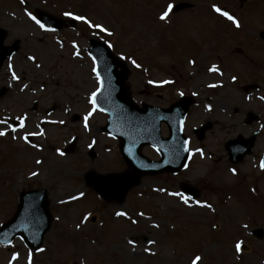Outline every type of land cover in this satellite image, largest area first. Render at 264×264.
<instances>
[{
  "label": "rangeland",
  "instance_id": "374dc122",
  "mask_svg": "<svg viewBox=\"0 0 264 264\" xmlns=\"http://www.w3.org/2000/svg\"><path fill=\"white\" fill-rule=\"evenodd\" d=\"M181 1L194 3L195 10L170 12L167 20L159 19L169 4ZM213 5L234 15L241 26L236 28L215 12ZM35 8L61 17L67 25L53 32L41 30L28 15H33ZM66 12L84 16L112 35L65 16ZM0 26L8 32L6 42L10 37L21 41L13 61L0 69V86L9 88L0 100V118L26 117L27 125L39 124L38 119L42 123V118L51 121L35 130L33 126L17 128L15 139L0 138V222L12 212L15 189L25 184L21 178L41 166L46 167L40 175L48 176L53 216L41 246L43 252L29 250L16 238L9 245L0 244V264H28L29 252L32 264H192L196 256L202 258L198 264H264V236L258 241L250 233L254 227L264 230V201L246 192L248 181L243 176L227 177L221 164L209 180L204 161L194 154L176 173L141 177V183L121 202L94 197L83 178L88 170L106 174L127 169L117 141L102 130L105 118L92 113L85 127L84 117L89 113L85 102L97 88L91 62L84 57L90 38L105 41L113 53L136 63L140 59L147 63L154 56L149 50L154 49L153 78L160 86V105H167L181 93H195L192 87L196 85L206 97L247 109L244 84L259 80L264 84V41L259 38L264 31V0H0ZM197 48L205 56L192 53ZM37 52L41 53L36 60H27V55ZM201 63L216 64V70L199 68ZM128 66V91L135 96L140 88L138 69ZM13 72L19 79L12 78ZM213 82L221 86L211 93L206 85ZM33 100L39 102L35 111L31 110ZM197 100L188 118L191 127L202 117L203 100ZM74 114L78 119H72ZM241 118L242 114L234 121V134L242 130ZM7 122L0 129L12 132L13 125ZM34 132L36 139L28 143L22 139ZM72 138V153L63 152L62 147ZM196 145L192 147L196 149ZM89 147H93L94 158L88 156ZM143 152L153 156L147 148ZM186 182L200 192L198 198L190 200V206L170 195L182 193L179 185ZM242 185H246L243 190L239 189ZM81 192L83 197L71 199ZM197 200L212 208L200 207ZM120 211L127 216H116ZM89 213L95 222L81 223ZM237 242L244 246L241 253L235 251ZM13 253H18L16 260H12Z\"/></svg>",
  "mask_w": 264,
  "mask_h": 264
},
{
  "label": "water",
  "instance_id": "95a60500",
  "mask_svg": "<svg viewBox=\"0 0 264 264\" xmlns=\"http://www.w3.org/2000/svg\"><path fill=\"white\" fill-rule=\"evenodd\" d=\"M41 14L38 13V16ZM45 22H47L46 20H43ZM57 27H59V25H57ZM93 52H96L95 49H99L101 50V54L104 55L103 57H101L99 59V71L102 74V78H103V86L107 87V77H109L107 74L109 72V66L112 65L113 67L110 68V74L113 73L114 68H115V63L116 61L110 57L107 49L97 43H94L93 45ZM9 55V54H8ZM99 55V54H96ZM3 58H0V63L1 60ZM125 72V70H124ZM124 72H118L117 73V77L113 79V84L115 86H117L119 88L118 92H119V97H118V101H120L121 104L116 105L114 104V102L109 103L106 98H105V88L103 87L101 92L97 94L96 96V102L97 105L103 109H105L108 112H115V114L108 119L109 120V125H107V129L108 127H110V130L115 134L118 135L121 140H122V149L123 152L125 153V155L132 161V162H137L139 160L138 156V150L140 145H142V141H145L147 139V136L144 134L139 133V131L136 129L137 124L142 125L143 127L148 128L150 125V122L147 118H142L140 116H138L136 114V109L133 106V104L123 96L121 92V89L123 87V73ZM110 82V79H109ZM135 110V111H134ZM183 110H180L179 113H183ZM168 113V112H165ZM170 113V112H169ZM177 117H181V114L176 115L175 117H172V113H170L169 115H164V118L170 121H174ZM180 120L176 119L175 123H179ZM157 132V130H155V133ZM138 141V143H136V150L134 155L131 154L130 152L127 151L126 146H127V141ZM172 140H175L177 142L178 145V149L177 150L179 152V156L177 158V160L174 163L175 166H171V161L167 164H161L159 168H152V165L146 166L145 169H140L141 171H150V172H160L164 169H178L180 166V163H183V160L185 158L186 155V150L183 148L182 146V139L180 137V131L176 130L173 133V137ZM131 156H135V158L131 157ZM140 157V156H139ZM181 161V162H180ZM123 180L125 182V185L123 187L118 186L115 190V194H113V197L119 198L122 194L123 191L128 188L129 186L133 185L136 180L133 176L130 175H113L109 178H99L98 180L100 182L103 183V187L99 188L101 190V192L104 195H108L107 193L110 192L112 190L113 185L117 184L118 182H120V180ZM108 181V182H106ZM106 182V183H104ZM119 184V183H118ZM107 189V192H106ZM43 193V197L41 200V204L38 206L39 200H33L34 203L36 202L37 206L35 205H29V207L37 210V212L40 214L42 221L41 224H37L36 226H34V223L31 222H27L29 223L27 228L23 231H18L16 230L17 228L14 227V224L16 223V221L18 220V216L21 217V208L24 205L26 199L22 200V204L19 207V210L17 211L15 217L6 224V227L9 228L10 226L13 227V231L14 232H10L7 233L6 238L7 241H10L11 238L16 234L19 233L25 240V242L29 245V247L31 248H37L40 243H41V239H42V235L43 233L48 229L49 227V215L47 213V201H46V197H45V192ZM195 193V192H194ZM196 195V193L194 194ZM2 234V230H0V236Z\"/></svg>",
  "mask_w": 264,
  "mask_h": 264
},
{
  "label": "flooded vegetation",
  "instance_id": "af4514ba",
  "mask_svg": "<svg viewBox=\"0 0 264 264\" xmlns=\"http://www.w3.org/2000/svg\"><path fill=\"white\" fill-rule=\"evenodd\" d=\"M141 99L147 98L148 100H151V104H156L154 101L158 100L156 97L158 95L156 94V97H153L152 92L148 91L146 89H142L139 92ZM142 102L141 104H143ZM229 107L228 105H225L221 103V101L215 102L211 101V98H204L203 104H202V118L203 122H207L211 120V125L208 129L205 130L203 139L201 141V148H202V158L207 168H210V174L212 175L214 170L219 166V164H223V161L228 160V154L225 150V143L227 140L231 139L234 125H235V119L229 118V124L224 125L223 122L225 121L223 118V112L226 110V108ZM234 113H237V110H235L233 107H229ZM256 108L260 109V113L262 115L257 119V122H260V128L255 127L258 131V135L256 137V140L254 142V146L252 148V151L248 157L250 158V172L252 175L257 176V180H255L254 184H258L262 179H264V168L260 167L261 158L264 155V103H262V107L257 104ZM210 116V118H209ZM243 122V121H242ZM244 124V122H243ZM256 131V130H255ZM262 131V133H261ZM244 134L249 135L251 133L250 130L245 131ZM253 132V131H252ZM239 132L236 134L238 135ZM244 160V159H243ZM237 166V165H234ZM236 168L238 171L240 170L238 167ZM41 180L39 183H33L30 185H27L28 188H39L43 187L41 184ZM47 182V176L44 178V183Z\"/></svg>",
  "mask_w": 264,
  "mask_h": 264
},
{
  "label": "snow or ice",
  "instance_id": "6c2138e0",
  "mask_svg": "<svg viewBox=\"0 0 264 264\" xmlns=\"http://www.w3.org/2000/svg\"><path fill=\"white\" fill-rule=\"evenodd\" d=\"M173 9V5L169 4L167 6V9L160 15L159 19L161 21H165L169 18V14L170 12L172 11ZM213 10L217 13H219L221 16H224L226 17L229 21L232 22V24L236 27V28H239L241 25H240V22L236 19V17L234 15H231L229 14V12L227 11H223L220 7L216 6V5H213ZM29 17L37 24L39 25V27L41 29H44V30H48L45 25L39 20L36 18V16L32 15L31 13H28ZM65 16H70L72 17L73 19H76V20H79V21H83L84 23L88 24L89 27H94V28H97L99 29L100 31L102 32H108V30L106 28H104L102 25L100 24H92L89 20H87L86 17L84 16H73L72 13L70 12H66L64 13ZM108 35H112L111 32H108ZM111 46V45H110ZM76 55H79V52L76 53ZM29 59H34V57H30ZM95 60V58H93ZM133 64H136L135 61H132ZM136 67H140L139 64H136ZM212 70H216V67L215 65L213 66V69ZM93 72L96 73L97 75V80L99 81L100 80V74L99 72L97 71V69L94 67L92 69ZM13 79H19L18 77L15 76V74H13ZM236 77H233V80H235ZM150 83H152L150 81ZM165 83H168L167 81ZM101 84H102V81H101ZM100 91V89L98 88L96 92H93L92 95H91V103L93 105V108H92V111L89 112L85 117H84V120H85V127H87V121H88V118L92 115V112L96 111V96H97V93ZM26 117H18V120H19V125L18 127L19 128H23L25 126V121ZM60 123H63V121H60ZM0 124H7V121H3V120H0ZM12 132H16L17 130V127L16 126H13L11 128ZM37 133H27L25 136L22 137V139L28 143V137L30 135H36ZM42 134V133H41ZM7 135V132L4 131V130H0V137L2 136H5ZM15 139V137H13ZM32 147H38L37 145H32ZM59 151V150H58ZM198 152H201V155H203L202 151L197 149ZM64 153L61 152L60 155H63ZM37 163H40V161H37ZM260 167L261 168H264V161H261V164H260ZM233 172V174H235L236 170L235 169H232L231 170ZM33 175H36V173H33ZM170 195H173V196H178L180 197V199L183 201V203L185 205H189L190 206V198L185 196L183 193H170ZM84 196V193L81 192L79 193L78 196H72L71 199L72 200H77L79 199L80 197H83ZM195 203L197 205H199L200 207H205V208H209L211 209L212 208V205L207 203L206 201H195ZM116 216L118 217H126L127 216V213L126 212H123V211H120V212H116L115 213ZM140 216H143L144 214L143 213H140L139 214ZM91 217V213H89L88 215H86L84 218H83V221L81 223H86L89 218ZM132 223H136L137 221L135 220H132L131 221ZM80 224H77L76 227L77 228H80ZM154 227H159V225H154ZM130 244H134V241L130 240L129 241ZM152 243H155L154 241H149V244H152ZM37 251L39 252H43L44 249L43 248H38ZM145 251H149V249H145ZM235 251L236 253H241L242 251V242H237L235 244ZM18 258V253H13V256H12V260H16ZM202 258L200 256H196L195 259L192 261V264H198V262L201 260ZM11 264V262H10ZM28 264H32V253L29 252L28 253Z\"/></svg>",
  "mask_w": 264,
  "mask_h": 264
}]
</instances>
